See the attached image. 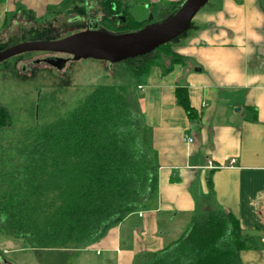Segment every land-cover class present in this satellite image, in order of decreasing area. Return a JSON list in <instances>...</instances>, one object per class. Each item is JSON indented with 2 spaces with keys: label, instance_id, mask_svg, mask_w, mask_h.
I'll return each instance as SVG.
<instances>
[{
  "label": "crops",
  "instance_id": "obj_1",
  "mask_svg": "<svg viewBox=\"0 0 264 264\" xmlns=\"http://www.w3.org/2000/svg\"><path fill=\"white\" fill-rule=\"evenodd\" d=\"M123 1L134 21H144ZM183 1L169 2L171 10ZM88 2L0 0V43L18 36L20 26L48 25L43 20L69 16ZM161 2L136 4L147 14ZM191 23L190 35L171 44L180 61L156 62L139 77L144 84L135 81L141 138L156 165V199L83 248L109 264L160 251L187 230L179 221L189 226L208 212L238 221L240 264H264V0H209ZM178 87L195 118L178 105Z\"/></svg>",
  "mask_w": 264,
  "mask_h": 264
},
{
  "label": "trees",
  "instance_id": "obj_2",
  "mask_svg": "<svg viewBox=\"0 0 264 264\" xmlns=\"http://www.w3.org/2000/svg\"><path fill=\"white\" fill-rule=\"evenodd\" d=\"M120 0H103L101 26L112 33L136 31ZM181 3L175 6L176 12ZM113 7H116L113 10ZM180 61L171 43L123 62L133 84L99 86L65 118L20 135L18 144L0 142V232L35 250L72 251L102 239L126 217L153 206L157 175L133 92L135 81L156 62ZM190 118L187 92L175 91ZM11 127L0 106V136ZM244 239L230 214L208 212L191 220L175 242L133 264H240Z\"/></svg>",
  "mask_w": 264,
  "mask_h": 264
},
{
  "label": "rangeland",
  "instance_id": "obj_3",
  "mask_svg": "<svg viewBox=\"0 0 264 264\" xmlns=\"http://www.w3.org/2000/svg\"><path fill=\"white\" fill-rule=\"evenodd\" d=\"M103 0H89L85 9L79 5L78 12L54 20L45 19L48 25L37 24L34 27L20 26L18 36L0 43V50L21 43L42 42L62 38L83 31L88 20L97 19L101 29L104 16L100 9ZM123 11L117 16L129 13L128 6L120 0ZM135 16L145 24H157L172 15L169 2L162 0L160 5L150 11H140L141 0H128ZM211 2V1H210ZM77 19V20H76ZM150 19V20H149ZM37 22H41L38 21ZM193 24L186 32L171 42L179 45L185 36H189ZM109 31V30H107ZM37 52L24 53L0 63V106L6 108L11 116V127L0 136V142L10 140L18 144L20 135L34 127L45 128L73 112L83 99L99 86H120L133 84L128 67L123 63L110 64L104 61L83 59L73 61L66 58L62 69H55L42 63L34 64V59L43 58ZM65 59V57H63ZM145 77L139 79L144 84ZM135 85V84H134ZM139 93V91L137 92ZM135 220L134 217L127 218ZM128 222V221H127ZM188 228V224L179 221ZM124 226V225H123ZM137 257V256H136ZM135 257V259H136ZM134 259V260H135ZM112 263H114L112 261ZM0 264H109L104 254L96 251L77 249L72 251L35 250L21 239H12L0 232Z\"/></svg>",
  "mask_w": 264,
  "mask_h": 264
},
{
  "label": "water",
  "instance_id": "obj_4",
  "mask_svg": "<svg viewBox=\"0 0 264 264\" xmlns=\"http://www.w3.org/2000/svg\"><path fill=\"white\" fill-rule=\"evenodd\" d=\"M208 1L184 0L163 22L148 24L136 31L112 33L99 28V21L92 19L87 29L59 39L8 46L0 50V63L32 52L64 55L73 61L92 59L110 64L123 63L146 56L184 34L196 13ZM46 63L59 70L64 67L66 59L52 58Z\"/></svg>",
  "mask_w": 264,
  "mask_h": 264
},
{
  "label": "flooded vegetation",
  "instance_id": "obj_5",
  "mask_svg": "<svg viewBox=\"0 0 264 264\" xmlns=\"http://www.w3.org/2000/svg\"><path fill=\"white\" fill-rule=\"evenodd\" d=\"M115 8L116 7H113V10H115ZM117 18L118 19H123V17L122 16H117ZM77 20V19H76ZM89 21L90 20H88L87 21V23H86V28L85 29H87V27H88V23H89ZM99 28H100V25H99ZM40 55H45L43 58H39V59H34L32 62H33V65L35 64H39V63H42V64H45V65H48L47 63H46V60H48V59H52V58H60V59H64L63 57H65V59L66 58H68L67 56H64V55H58V54H53V53H42V52H40L39 53ZM67 60V59H66ZM51 67V66H50ZM56 69V68H55Z\"/></svg>",
  "mask_w": 264,
  "mask_h": 264
},
{
  "label": "built area",
  "instance_id": "obj_6",
  "mask_svg": "<svg viewBox=\"0 0 264 264\" xmlns=\"http://www.w3.org/2000/svg\"><path fill=\"white\" fill-rule=\"evenodd\" d=\"M188 142H192L191 138H188ZM209 168H212L210 163H209ZM261 241L264 243V232L262 233Z\"/></svg>",
  "mask_w": 264,
  "mask_h": 264
}]
</instances>
